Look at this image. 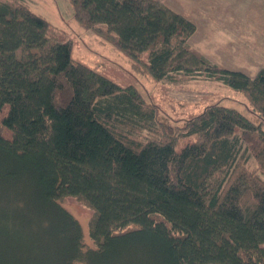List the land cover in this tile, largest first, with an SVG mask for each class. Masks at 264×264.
Instances as JSON below:
<instances>
[{
	"label": "trees",
	"instance_id": "trees-1",
	"mask_svg": "<svg viewBox=\"0 0 264 264\" xmlns=\"http://www.w3.org/2000/svg\"><path fill=\"white\" fill-rule=\"evenodd\" d=\"M70 2L143 71L222 81L260 121L214 103L171 125L136 87L75 60L26 1L0 0V264H264V67L211 62L188 43L196 24L161 0ZM65 196L94 210L95 248Z\"/></svg>",
	"mask_w": 264,
	"mask_h": 264
},
{
	"label": "rangeland",
	"instance_id": "rangeland-1",
	"mask_svg": "<svg viewBox=\"0 0 264 264\" xmlns=\"http://www.w3.org/2000/svg\"><path fill=\"white\" fill-rule=\"evenodd\" d=\"M24 1L35 12L48 19L50 29L57 37L72 41V56L75 60L98 70L122 86L133 85L136 87L148 103L156 106L159 110V117L163 121L174 126L183 125L185 120L200 114L206 106L214 103L236 107L255 121H260L256 111L250 105L243 92L233 89L222 81L205 78L203 75L191 76L184 73H177L173 79H157L143 71L140 64L135 63L126 52L113 42L104 38L96 30L82 26L75 18L70 0ZM246 5L249 6L244 7ZM221 10L220 12L227 18V22L224 19L221 25L223 24L225 29L232 32L236 30V27H234V24H236L235 19H241L243 15H248L249 18H255L256 20H264V2L261 0H232L229 7H222ZM220 16L219 13L218 17ZM99 26L104 29L106 27L102 23ZM263 33L262 31L259 34L262 38H264ZM204 35V27L200 26L199 32L189 39L188 43L193 47L204 48L206 45ZM220 44L226 47V51H221L219 48ZM247 44L249 48L258 44L257 47L259 48V46H264V41ZM242 45L243 43L219 39L216 41V49L210 52L212 56L214 54L216 62H221L222 65L220 66L233 70H242L243 68L252 70L249 75L254 76L256 74L254 73L255 71L264 67V57H261L262 55L264 56V50L261 48L257 50L258 52L251 50V52L247 50L239 51L238 47ZM259 51L263 52L260 53ZM141 59L145 61L147 53H141ZM209 60L211 61V59ZM6 111L7 108H4L2 113L4 114ZM141 133L144 137L157 134L153 129H144ZM5 134L8 137L11 136L9 130H6ZM195 139L196 136L181 139L179 146ZM241 152H244V146ZM248 165L251 168H256L257 162L253 157H250ZM60 203L81 224L85 249L95 248L96 244L90 236V223L94 216V210L75 196H65L60 199ZM75 264L86 263L79 261Z\"/></svg>",
	"mask_w": 264,
	"mask_h": 264
},
{
	"label": "crops",
	"instance_id": "crops-1",
	"mask_svg": "<svg viewBox=\"0 0 264 264\" xmlns=\"http://www.w3.org/2000/svg\"><path fill=\"white\" fill-rule=\"evenodd\" d=\"M161 1L164 2L166 5H168L169 7H171L173 10L185 15L186 17H188L190 20H192L196 24V27H197L196 31L190 37V39L196 33L199 32L200 26L204 27V34H205L204 41L206 42V45L204 46V48L197 47V46L195 48L199 50L201 53H205L204 55L208 59H211V62L213 63L222 65L221 62H216L214 58V54L212 56V53L210 52L216 49V41H218L219 39L227 40L230 42L233 41L234 43L235 42L243 43L242 46L238 47L239 51H244V50L250 51L251 50L253 52H258L257 50L261 48L264 50V46L263 47L259 46L258 48L257 47L258 44L250 46L251 48L247 47L249 46L247 43H250V42L256 43L259 41L261 43V41H264V38L259 36V34L262 33V31L264 32V20H258V19L256 20L255 18H249L248 15L247 16L243 15L241 16V19H238V20L235 19L236 24H234V27H236V30L234 32H232L231 30L225 29L223 27V24L221 25V22L224 19H225V22H227V18L223 16V13H221L220 10L222 7H229L232 0H161ZM261 1L264 2V0H261ZM240 3H243V2H240ZM248 6L246 5L244 7H248ZM219 13L221 15L220 17H218ZM262 35L264 37V33ZM219 48L221 49V51H226V47H224L223 44H220ZM202 51H205V52H202ZM259 52L261 53L263 51H259ZM261 57H264V56L262 55ZM240 71H243L247 74L252 72V70H247L245 68H243ZM258 71L259 70L255 71L254 73H257Z\"/></svg>",
	"mask_w": 264,
	"mask_h": 264
}]
</instances>
